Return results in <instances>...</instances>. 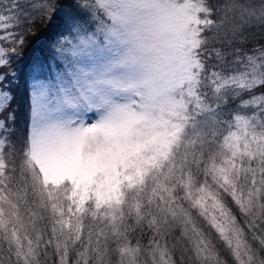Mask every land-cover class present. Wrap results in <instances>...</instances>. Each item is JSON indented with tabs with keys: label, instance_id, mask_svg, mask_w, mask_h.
I'll use <instances>...</instances> for the list:
<instances>
[{
	"label": "snow or ice",
	"instance_id": "snow-or-ice-1",
	"mask_svg": "<svg viewBox=\"0 0 264 264\" xmlns=\"http://www.w3.org/2000/svg\"><path fill=\"white\" fill-rule=\"evenodd\" d=\"M69 6L95 27L73 17L22 139L0 118V264H264V0ZM57 7L0 0V114Z\"/></svg>",
	"mask_w": 264,
	"mask_h": 264
},
{
	"label": "trees",
	"instance_id": "trees-1",
	"mask_svg": "<svg viewBox=\"0 0 264 264\" xmlns=\"http://www.w3.org/2000/svg\"><path fill=\"white\" fill-rule=\"evenodd\" d=\"M37 2H46V0H37ZM52 2L58 5L55 10L45 13L41 8H36L32 11L31 21L28 25L30 30L24 32L25 42L23 46H18L15 53H9L11 66L5 71L15 74V78L12 79V84L9 89L13 97L12 101L14 102H12L6 113L0 114V118H3L8 113H12L15 117L14 126L16 132H18L19 128L23 130V99L21 94L24 98L26 92L27 98H29L30 88H32L31 83L36 76L35 68H33L34 60L38 62L40 59H43L45 62H48L50 55L53 53V49L50 48L51 44L64 27V13L73 10L71 14L76 18L81 16V18H84L86 14L75 7H70L69 5L72 4V0H52ZM250 33L254 43H264V27L257 25ZM47 77L38 75V78L41 79ZM9 78L11 79V76ZM21 87L23 88L22 92ZM25 118L23 126L27 127L28 116L25 115Z\"/></svg>",
	"mask_w": 264,
	"mask_h": 264
},
{
	"label": "rangeland",
	"instance_id": "rangeland-1",
	"mask_svg": "<svg viewBox=\"0 0 264 264\" xmlns=\"http://www.w3.org/2000/svg\"><path fill=\"white\" fill-rule=\"evenodd\" d=\"M72 11L73 10L68 11V12H66V13L63 14L64 15L65 22H66V25H65V22H64V24H63L64 27L62 26L63 28L60 31V34L58 35V37L55 38V40L51 44V47L50 48L53 49V53L50 55V57L48 59V62H45L43 59H40L38 62H36L34 60L33 68H35V74H36V76H35V78L33 79L32 83H31V86L32 87H33V84H34V82L36 80L41 79V78H38V75L39 76H48L47 78L48 79H51L55 75V73L59 70L58 63H60V62L58 61V58H57V43L60 42V41H64V37L65 36H68L69 38H72L71 35L69 34V29H70V26H71V23H72V19H73V17H75L74 15L71 14ZM81 12L82 13H86V12H83V11H81ZM81 17H79L77 19L79 20L80 23L83 24V26L85 28L92 29V28L95 27V22L89 17V15L87 13L85 14V17L84 18H81ZM256 26L257 25H253V27H251L250 29H248V31L250 32ZM64 42L66 43V41H64ZM48 63H50V64H48ZM22 90H23V88L21 87V92H22ZM31 92H32V88H30L29 98H27L26 92H25L24 98H23V96L21 94V97L23 99V101H22V110H23V115H22V118H23L22 128H23V130L22 129L20 130V128H19L18 129V132H16V136L19 137V138H21V139L25 135V133L27 131V128L29 126V123H30ZM11 97H12V94H11ZM12 98L10 100L9 107L11 106L12 102H14V101H12ZM25 115L28 116V125H27V127L26 126H23Z\"/></svg>",
	"mask_w": 264,
	"mask_h": 264
}]
</instances>
